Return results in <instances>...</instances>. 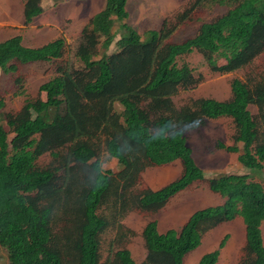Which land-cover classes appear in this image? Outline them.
<instances>
[{
	"label": "trees",
	"instance_id": "trees-1",
	"mask_svg": "<svg viewBox=\"0 0 264 264\" xmlns=\"http://www.w3.org/2000/svg\"><path fill=\"white\" fill-rule=\"evenodd\" d=\"M128 1L105 0L86 26L88 47L75 55L71 71L56 73L40 85L41 96L28 97L15 113L2 111L5 103L0 99V244L7 250L9 263L137 264L122 245L134 233L122 222L127 213L155 214L178 193L205 183L223 202L195 210L179 229L160 232L158 221L149 220L143 229L144 264H184L206 231L237 217L246 227L240 263L264 264V176L260 181L253 177L264 168V72L248 80L233 79L229 100L201 97L178 105L172 99L204 80L203 73L186 62L187 55L199 53L210 72L223 74L247 67L264 54V0H211L225 12L209 21L199 17L196 33L182 41L170 40L178 23L167 19L160 29L138 32L127 22ZM204 1L196 0L193 6ZM41 2L26 0L27 23L42 13ZM192 9L181 13L179 23L195 19ZM116 21L118 30H114ZM112 44L115 49L111 50ZM64 46L63 37L31 47L24 45L21 34L13 35L0 41V69L16 74L20 65L53 63L63 56ZM127 58L149 64L143 85L147 100L124 94L120 111L114 103L108 105L105 116L103 108L97 109L106 119L101 129L76 126L66 147L49 140L46 131L63 125V104L75 105L78 94L89 98L104 92L124 73ZM16 81L21 82V77ZM251 105L258 107L257 116ZM114 111L124 123L123 132H116L107 120ZM221 117L234 123L235 142L217 145L239 153V162L251 173L208 175L196 163L186 132ZM131 148L143 149L148 161L158 167L180 158L182 172L159 189L143 186L136 198L125 199V183L136 169ZM47 153L52 157L50 165L39 166L38 160ZM109 159L117 161L116 170L104 167ZM65 201L70 213L63 230ZM113 229L112 245L117 243L118 248L112 246L102 260V234ZM229 237L226 234L196 264H218ZM40 248L46 255L39 254Z\"/></svg>",
	"mask_w": 264,
	"mask_h": 264
},
{
	"label": "rangeland",
	"instance_id": "rangeland-1",
	"mask_svg": "<svg viewBox=\"0 0 264 264\" xmlns=\"http://www.w3.org/2000/svg\"><path fill=\"white\" fill-rule=\"evenodd\" d=\"M196 0H129L127 10L129 17L127 22L134 26L138 32L143 33L148 29H160L163 22L178 23L170 40L182 41L192 36L198 30L201 21L212 20L225 12V8L209 1H204L193 6ZM43 11L36 16L31 23L25 20L26 0H0V41L13 35L21 34L23 43L26 46L39 47L57 37L65 39L63 56L53 63L36 62L19 66L16 74L4 73L0 69V99L5 105L2 111L15 113L30 97L41 96L40 85L56 73L68 70L76 62V54L84 51L88 47L86 26L91 18L99 12L105 5V0H42ZM192 7V15L195 19L191 22H180L179 17L186 9ZM119 22L116 21L114 30H118ZM119 34L117 35V38ZM115 49L112 44L111 50ZM186 62L203 73L204 80L195 88L182 91L174 96L173 101L182 105L191 99L201 97H213L220 100H229L232 97L231 83L233 79L240 78L248 80L249 77H259L264 72V54L257 57L252 64L239 70L229 73H212L204 64L199 53H193L184 57ZM225 63L224 60L221 64ZM149 70V64H139L131 59L124 60V73L116 77L99 95L84 98L78 94L75 105L69 107L66 103L61 109L62 126L49 129L45 136L49 140L58 141L62 147L69 145L76 126L80 129L99 130L104 125L105 110L110 103H114L117 111L122 109L120 98L124 94H129L136 100H147L143 95V85ZM17 76L21 77V82H17ZM71 89L76 90L69 82ZM21 87V88H20ZM24 89L25 93L18 91ZM103 108V116L97 109ZM252 113L258 115V107L251 105ZM110 123L116 132L124 131V123L117 117L114 111L110 118ZM235 126L230 118L221 117L209 119L204 125L190 129L186 132L187 142L193 150L196 163L203 168L208 175L217 173H249L250 169L244 167L238 159L239 153L230 152L220 148L217 143L223 142L227 145L233 144ZM242 149L243 144L238 143ZM136 161V169L132 176L125 183V199L136 198L137 189L148 186L152 189H159L165 184L176 179L183 167L182 159L177 158L165 166H155L151 164L143 149L131 148ZM52 157L49 153L43 155L38 160L41 167L50 165ZM105 168L117 169V161L109 159L104 161ZM251 173V172H250ZM264 168L261 172L254 173L256 180H262ZM53 186L48 193L52 192ZM208 190L205 183L192 186L172 198L159 212L145 216L144 214L132 210L122 220L123 224L133 230L125 239V248H129L137 264H144L147 255V248L143 235V229L149 220L157 219L160 231L164 232L170 228L179 229L187 220L188 216L197 209L206 205H216L223 202V198ZM54 197V196H53ZM68 202L62 203L61 228L65 229L68 214L70 213ZM237 222V223H236ZM241 217L230 222H224L212 229L205 236V244L201 243L192 250L185 258L184 264H196L201 256L216 248L220 239L232 232L225 248L222 249V256L218 264H241V247L245 243V228L243 224V237H241L240 227ZM63 229V230H64ZM264 238V222L262 224ZM234 234V236H233ZM116 236V230L107 231L101 237L102 260H105L112 246L117 249V243L112 245ZM39 254L46 255V250L40 248ZM0 264H10L7 250L0 244Z\"/></svg>",
	"mask_w": 264,
	"mask_h": 264
},
{
	"label": "crops",
	"instance_id": "crops-1",
	"mask_svg": "<svg viewBox=\"0 0 264 264\" xmlns=\"http://www.w3.org/2000/svg\"><path fill=\"white\" fill-rule=\"evenodd\" d=\"M181 172H182V169H181ZM181 172H180V174H181ZM180 174H179V175H180ZM193 186H198V184H194ZM191 187H192V186H191ZM186 190H187V189H186ZM208 190L211 191V190L209 189V187H208ZM211 192H212V191H211ZM211 192H210V193H211ZM213 193H214V192H213ZM215 194H217V193H215ZM177 195H178V194H177ZM217 195H218V194H217ZM206 206H209V205H206ZM206 206H204V207H206ZM202 208H203V207H202ZM192 213H193V212H192ZM192 213H191V214H192ZM191 214H190V215H191ZM190 215H189V216H190ZM189 216H188V218H189ZM188 218H187V219H188ZM237 218H238V217H237ZM241 219H242V218H241ZM156 220H157V219H156ZM157 221H158V220H157ZM232 221H233V220H232ZM185 222H186V221H185ZM185 222H184V223H185ZM228 222H230V221H228ZM242 222H243V220H242ZM242 222H240V224H241V227H240L241 237H243V224H244V222H243V224H242ZM184 223H183V224H184ZM236 223H237V222H236ZM183 224H182V225H183ZM220 225H221V224H220ZM218 226H219V225H218ZM158 227H159V223H158ZM214 228H215V227H214ZM214 228L209 229L208 231H206V232L203 234V236H202V242H201V243H203V242L205 241V236L207 235V233H208V232H211L212 229H214ZM244 228H245V239H246V227H245V224H244ZM175 229H176V228H175ZM159 230H160V229H159ZM166 231H167V230H166ZM160 232H162V231H160ZM164 232H165V231H164ZM208 234H209V233H208ZM226 234H228L229 236H232V232H231V231H228V233H226ZM226 234H225V235H226ZM225 235H224V236H225ZM224 236L220 239V242L222 241V239L224 238ZM233 236H234V234H233ZM229 238H230V237H229ZM228 240H229V239H228ZM220 242H219V244H220ZM227 242H228V241H227ZM244 242H245V240H244ZM204 244H205V242H204ZM219 244H218V245H219ZM226 244H227V243H226ZM225 246H226V245H225ZM243 246H244V244H243ZM243 246L241 247V251H242ZM217 247H218V246H217ZM217 247H216V248H217ZM216 248H214V249H216ZM224 248H225V247H224ZM214 249H212V250H214ZM222 249H223V248H222ZM208 252H209V251H208ZM188 254H189V253H188ZM188 254H187V255H188ZM204 254H205V253H204ZM187 255H186V256H187ZM221 256H222V250H221L220 258H221ZM185 258H186V257H185ZM184 260H185V259H184ZM219 260H220V259H219Z\"/></svg>",
	"mask_w": 264,
	"mask_h": 264
}]
</instances>
